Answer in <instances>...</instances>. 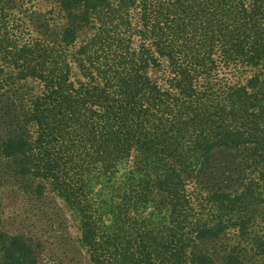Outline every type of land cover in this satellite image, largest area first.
Masks as SVG:
<instances>
[{"label": "trees", "instance_id": "trees-1", "mask_svg": "<svg viewBox=\"0 0 264 264\" xmlns=\"http://www.w3.org/2000/svg\"><path fill=\"white\" fill-rule=\"evenodd\" d=\"M45 1L0 0V171L94 264H264V0ZM0 261L38 257L0 231Z\"/></svg>", "mask_w": 264, "mask_h": 264}, {"label": "rangeland", "instance_id": "rangeland-1", "mask_svg": "<svg viewBox=\"0 0 264 264\" xmlns=\"http://www.w3.org/2000/svg\"><path fill=\"white\" fill-rule=\"evenodd\" d=\"M34 2L40 12L50 8L45 0ZM150 73L164 83V70L153 68ZM31 84L36 90L40 88L39 83ZM9 169L0 171V231L21 235L34 247L38 264H94L81 242L77 216L64 199L50 187L43 194L37 193L39 180L16 176ZM232 241L227 235L210 245L218 249Z\"/></svg>", "mask_w": 264, "mask_h": 264}]
</instances>
